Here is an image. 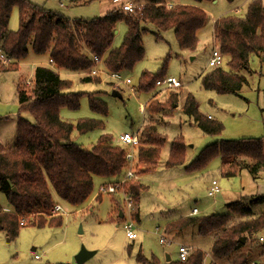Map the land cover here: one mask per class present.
I'll return each mask as SVG.
<instances>
[{
  "label": "trees",
  "instance_id": "16d2710c",
  "mask_svg": "<svg viewBox=\"0 0 264 264\" xmlns=\"http://www.w3.org/2000/svg\"><path fill=\"white\" fill-rule=\"evenodd\" d=\"M60 1L80 6L95 0ZM188 1L169 7L167 0H143V9L134 15L116 8L102 18L75 22L78 24L73 28L64 15L28 0H0V53L9 60L8 65L0 63V72L17 71L30 47L36 54L48 53L54 64L53 68L38 66L35 69L30 90L21 84L17 86L20 114H30L32 121L19 117L15 150L0 147V196L3 195L10 206L7 213L0 205V232L7 233L10 239L16 238L18 228L26 225H21L22 219L39 227L47 223L60 225L62 217H51V211L59 201L73 208H83L93 197L96 178L112 183L125 175L127 151L122 148L125 146L111 143L106 135L92 149H84L72 140L74 132L86 134L103 124L91 118H83L76 124L61 118L60 109L77 110L83 94L70 91L72 82L63 79L60 72H89L94 67L93 56H97L102 60L99 67L112 73H131L144 59L142 39L150 31L160 35L172 30L180 50L195 49L198 32L208 18L199 5L213 0ZM15 7L19 9V28L11 32L9 23ZM121 22L125 23L127 31L122 44L113 48L116 28ZM214 42L223 60L229 59V69L224 68V60L221 67L212 68L202 76V86L219 94H238L247 82L240 71L251 72V57L255 55L264 61L263 1L253 0L243 16L235 14L219 18L214 26ZM165 67L157 74L143 72L139 78V91L153 92L157 82L165 79ZM82 81L101 83V78L87 75ZM178 98L179 93H171L166 102L149 107L151 116L138 131L140 142L134 149L138 176L157 166L165 143L158 131L163 122L154 117L175 107ZM88 99L91 110L107 115V103L96 93L89 94ZM183 112L204 134L218 136L222 133L223 125L203 116L192 94L186 96ZM186 153L185 140L180 136L172 142L167 165H182ZM217 158H220L222 173L227 178L236 176L242 168L256 174L264 167V139L215 143L199 154L188 171L204 170ZM126 187L138 208L139 195L146 187L133 184V181ZM101 200L99 197L98 201ZM247 202L229 204L227 215L182 218L170 223V229L181 231L197 227L200 236L214 237L211 256L215 262L249 264L247 253L242 251L245 245L239 240L243 237L247 242L254 240V235L264 228V214L259 219L241 220V216L250 215ZM133 215L138 218V209ZM118 218L121 219L120 211ZM204 259L205 254L198 249L186 262L171 259L169 264H204ZM138 261L147 263L142 254Z\"/></svg>",
  "mask_w": 264,
  "mask_h": 264
},
{
  "label": "rangeland",
  "instance_id": "374dc122",
  "mask_svg": "<svg viewBox=\"0 0 264 264\" xmlns=\"http://www.w3.org/2000/svg\"><path fill=\"white\" fill-rule=\"evenodd\" d=\"M28 1L48 11L64 15L71 21L73 28L78 24L75 22L102 18L110 8L116 9L115 6L112 7L111 0H95L80 6H71L66 2L61 3L60 0ZM130 1L133 5H141V10L143 9L144 3L141 4L143 0ZM252 1L202 2L208 18L205 26L198 33L199 42L193 50H180L172 30L160 35L153 31L147 32L142 39L144 59L134 67L131 73H121L122 77L130 80L128 85L111 80L106 75L96 76L101 78V83H94L82 81L84 76H91L89 72L83 74L60 72L63 79L72 82L70 91L83 94L77 110L60 109L61 118L73 124L83 118L96 119L103 124L102 127L86 134L74 132L72 140L84 149H92L104 135L110 138L111 143L121 147L118 143L119 137L124 133L138 132L146 119L151 116L150 106L166 102L171 93H179L175 107L154 117L155 120L163 122L158 126V131L165 138L157 166L142 174L139 179L136 174L133 181V184L140 183L146 187L139 195L138 208L134 204L132 210L137 238L129 239L126 235L123 198L102 194V200L98 201L99 187L106 180L96 178L93 197L85 207L78 209L67 205V210L65 209L62 215L53 214L51 211V217H59V215L62 217L60 225L52 226L47 223L39 227L29 225L26 219H22L26 225L18 228L16 238L10 239L7 233L1 231L0 264H78L76 255L82 247L95 252L84 264H169L167 256L169 255L172 261H177L179 246L182 244L195 246V248L198 245L197 248L200 251L203 250L205 258H208L206 253L212 246V235L200 236L196 228H191L179 233L180 236H176L174 234L177 230L170 229V223L192 215L193 208H198L200 216L213 213L226 214L227 200L241 199L240 194L244 190L242 179L245 181L243 174L249 175L247 170L242 171V175L227 178L222 173L221 160L217 158L204 170L188 171L189 165L206 147L221 142L264 139L263 60L253 55L250 63L251 72L240 71L246 76L247 82L238 94H219L205 90L202 86V76L212 69L208 66L209 57L213 49L217 47L214 42V22L228 15H245ZM262 1L264 5V0ZM171 2L167 0L169 7L176 5ZM186 2L189 1L186 0ZM18 28L19 9L15 7L10 18L9 31L15 32ZM116 29L113 48L122 44L127 27L124 22H121ZM29 50L27 58L20 61L17 71L0 72V147L9 150L17 148L19 117L23 116L32 121L30 114H20L18 84L24 88L32 87L29 85L33 81L34 72L38 66L54 67L48 53L36 54L31 47ZM166 59H168L167 64ZM224 60V68L229 69L227 64L229 59L224 58ZM0 63L5 65L1 60ZM164 65H166L165 78L174 77L181 82L182 86L177 89L156 86L151 93L140 92L139 78L142 73L148 71L157 74ZM100 69L106 73L109 72L105 67ZM114 90L120 92L122 98L114 97ZM91 93H96L97 97L107 103V115L103 116L91 110L88 99ZM188 94L194 96L203 116L210 117L214 122L223 125L220 135L204 134L184 114L183 107ZM180 136H183L187 146L185 162L176 167H169L167 162L172 142ZM122 148L131 151L129 147ZM134 169H137L136 163ZM213 180H216L221 188L214 198L208 196ZM128 192L133 196L129 190ZM113 196L117 198L114 200ZM4 200V196L1 195V209L9 213ZM214 202L218 205L215 206ZM119 203L120 206H118ZM63 204L59 201L61 207L65 206ZM136 209H138L137 219L133 215ZM118 211L123 213L122 219L118 218ZM161 236H165L172 244H161ZM252 242L248 241L245 248H250ZM196 250L198 249H193L191 254ZM140 254L147 263L138 261ZM215 263L228 264L227 262Z\"/></svg>",
  "mask_w": 264,
  "mask_h": 264
},
{
  "label": "built area",
  "instance_id": "2783aa9c",
  "mask_svg": "<svg viewBox=\"0 0 264 264\" xmlns=\"http://www.w3.org/2000/svg\"><path fill=\"white\" fill-rule=\"evenodd\" d=\"M111 3L115 5V7L125 13H128L130 15H134L137 10H141V5H133L130 0H111ZM144 7V5H143ZM0 60L3 63H8L9 60L5 58V56L1 53L0 55ZM93 61H94V67L92 70L89 71L91 76H101L106 75L108 78L111 80H116L117 82H121L124 85H128L130 80L128 78L122 77L121 73H112L108 72L106 73L105 71L100 69V65L102 64V60L99 59L97 56H93ZM223 56L220 53L219 49L215 47L209 57L208 60V66L211 68H218L223 65ZM52 63V61H51ZM157 87H164L166 89H177L180 88L181 82L174 78V77H168L165 78L162 81L157 82ZM139 135L138 132L136 133H124L119 137V143L122 146L129 147L131 151H127L126 153V164H127V169L125 175L112 183H103L99 187V193L100 196L102 194H110V195H120L123 200H124V212H125V229H126V235L129 239H136L137 238V232H136V225L132 216V210L135 204V198L131 196V194L128 192L126 185L129 184L131 181H133L136 178L135 174V154H134V149L135 147L139 144ZM262 179L264 180V175L262 176ZM221 191L219 187V183L216 180H213L211 182V186L208 190V196L214 198L219 192ZM64 213L63 209L60 205H56L53 210V214H60ZM193 213H198L196 209L193 210ZM25 222L21 221V225H24ZM161 244H167L171 245L172 242L168 240L165 236H161L160 239ZM193 250V247L191 246H186V245H181L179 246V254H178V260L181 262H186L188 258L191 255V251ZM36 258H38L36 256Z\"/></svg>",
  "mask_w": 264,
  "mask_h": 264
},
{
  "label": "crops",
  "instance_id": "0c3cea01",
  "mask_svg": "<svg viewBox=\"0 0 264 264\" xmlns=\"http://www.w3.org/2000/svg\"><path fill=\"white\" fill-rule=\"evenodd\" d=\"M110 1V0H109ZM170 1H172L173 3H175V4H180V3H187L186 2V0H170ZM171 2V3H172ZM62 3V2H61ZM143 2H141V4H142ZM112 4V3H111ZM169 4V3H168ZM63 5V4H62ZM70 5V4H69ZM115 5H113L112 4V7H114ZM199 7H201L205 12H206V10L202 7V4H200L199 5ZM111 10H113L112 8H110V10H108L107 12H106V14L109 12V11H111ZM207 13V12H206ZM217 21V20H216ZM216 21L214 22V26H215V23H216ZM201 31V30H200ZM117 33V32H116ZM199 33V32H198ZM198 42H199V39H198ZM208 118H210V117H208ZM118 143H119V139H118ZM116 145V144H115ZM120 145V144H119ZM221 164V163H220ZM246 171L247 170V172H249V175H244L243 174V172L242 171ZM135 171V174H137L136 173V170H134ZM243 174V177H244V179H245V181H243V179H242V183L244 184V190L242 191V194H240L241 195V199H239V200H232V201H229V200H227L228 201V203L225 205L226 206V209L228 210V212L225 214V215H227V214H229L230 213V210L228 209V205L229 204H232V203H235V202H239V201H244V200H247L248 202V204H247V207H249V209H250V215H247L246 216V218L244 217L243 218V216H241V220H251V219H259V217L261 216V215H263L264 214V180L262 179V176L264 175V167L263 168H261L260 170H259V172H257L256 174H252L247 168H242V169H240L239 171H238V174L236 175V176H238V175H242ZM236 176H234V177H236ZM234 177H232V178H234ZM241 177V176H240ZM140 178V176L137 178V179H139ZM105 181V180H104ZM134 181V180H133ZM107 182V181H106ZM132 182V181H131ZM221 189V188H220ZM115 196H119L120 198H122L120 195H115ZM1 197V196H0ZM101 197V196H100ZM117 198V197H116ZM4 201L6 202V203H4L6 206L5 207H7L8 209H9V211H10V206L8 205V203H7V200H6V198L4 197ZM255 200H259L258 202H252V201H255ZM1 201H2V199H1ZM235 201V202H234ZM90 202H91V200H90ZM252 202V203H251ZM215 204V206H217L218 205V203H216V202H214ZM58 205H59V203H58ZM63 205H65L64 207L62 206V209H63V211L66 209V204H63ZM61 206V205H60ZM80 209H82V208H80ZM194 209H196L197 211H198V214H193V210ZM67 210V209H66ZM65 210V211H66ZM193 210H192V215L190 214V216H188V217H196V216H200L199 215V210H198V208H193ZM80 211V210H79ZM60 215H62V213H60ZM59 215V217H61ZM212 215H224V214H208V215H204V216H212ZM202 216V215H201ZM123 218V217H122ZM121 218V219H122ZM185 218V217H184ZM191 228H196L197 229V233H198V228L197 227H190V228H187V229H191ZM187 229H183V230H181V231H175V233L176 234H174V235H176V236H180V234L181 233H183V231L184 230H187ZM166 232H170V231H166ZM171 233V232H170ZM170 233H167V234H170ZM180 233V234H179ZM171 234H173V233H171ZM199 235V234H198ZM243 238H246V237H243ZM213 239H214V237H213ZM242 239V238H241ZM254 240H252L253 242H252V245L250 246V248H245V246L242 248V251L244 252V253H247V256H248V261H249V264H264V228L262 229V230H260V231H258L255 235H254V238H253ZM247 240V239H246ZM246 242L247 241H245V243H242L243 245H245L246 244ZM212 244H213V242H212ZM181 245V244H180ZM183 245V244H182ZM192 247V246H191ZM197 247H199L198 245L196 246V248H195V246L193 247V249H199V248H197ZM203 249V248H202ZM201 249V250H202ZM211 249H212V246H211V248L209 249V250H207V256L206 257H208L207 259L205 258L204 259V264H216L215 262H214V260L212 261V256H211ZM203 251V250H202Z\"/></svg>",
  "mask_w": 264,
  "mask_h": 264
},
{
  "label": "water",
  "instance_id": "95a60500",
  "mask_svg": "<svg viewBox=\"0 0 264 264\" xmlns=\"http://www.w3.org/2000/svg\"><path fill=\"white\" fill-rule=\"evenodd\" d=\"M113 96L114 97H118V98H122V95L120 92L114 90L113 91ZM14 191H16V189H14ZM120 217H123V213L120 212ZM242 243H245L246 238H242L239 240ZM95 254V252L93 251H88L85 247H82L81 250L79 251V253L76 255V261L78 262V264H84L87 260H89L93 255ZM167 261H171V257L168 255L167 256Z\"/></svg>",
  "mask_w": 264,
  "mask_h": 264
}]
</instances>
